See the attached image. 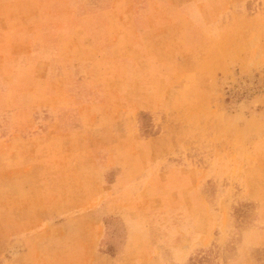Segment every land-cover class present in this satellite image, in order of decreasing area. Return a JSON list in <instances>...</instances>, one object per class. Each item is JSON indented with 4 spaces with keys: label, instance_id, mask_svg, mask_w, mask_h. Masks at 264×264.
I'll use <instances>...</instances> for the list:
<instances>
[{
    "label": "rangeland",
    "instance_id": "374dc122",
    "mask_svg": "<svg viewBox=\"0 0 264 264\" xmlns=\"http://www.w3.org/2000/svg\"><path fill=\"white\" fill-rule=\"evenodd\" d=\"M0 5V264H264V0Z\"/></svg>",
    "mask_w": 264,
    "mask_h": 264
},
{
    "label": "crops",
    "instance_id": "0c3cea01",
    "mask_svg": "<svg viewBox=\"0 0 264 264\" xmlns=\"http://www.w3.org/2000/svg\"><path fill=\"white\" fill-rule=\"evenodd\" d=\"M1 1H5L7 5H10L11 3H15V2H21L26 6H33L35 8L40 7V5L42 4L40 3V0H0V2ZM0 7H2V5H0Z\"/></svg>",
    "mask_w": 264,
    "mask_h": 264
}]
</instances>
